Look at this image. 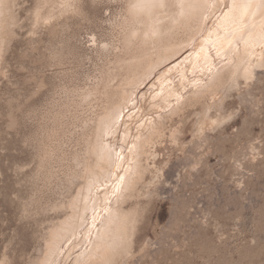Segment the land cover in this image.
I'll return each instance as SVG.
<instances>
[{"label":"bare ground","instance_id":"1","mask_svg":"<svg viewBox=\"0 0 264 264\" xmlns=\"http://www.w3.org/2000/svg\"><path fill=\"white\" fill-rule=\"evenodd\" d=\"M15 1L0 0V76ZM83 1L35 0L31 35L82 17ZM119 1L125 11L111 19L109 42L91 45L104 63L83 86L63 87L48 111L38 176L53 187L43 213L54 217L29 264L134 258L141 202L164 176L152 160L168 121L202 103L197 136L207 139L233 117L221 113L225 92L264 67V0ZM10 261L4 253L0 264Z\"/></svg>","mask_w":264,"mask_h":264},{"label":"rangeland","instance_id":"2","mask_svg":"<svg viewBox=\"0 0 264 264\" xmlns=\"http://www.w3.org/2000/svg\"><path fill=\"white\" fill-rule=\"evenodd\" d=\"M34 1L12 6L0 76V261L6 253L9 264L37 256L54 217L43 213L53 187L38 176L48 111L63 87L83 86L104 63L93 40L109 42L111 19L125 11L119 0H84L82 17L32 36ZM256 74L225 92L221 113L233 117L207 139L197 136L202 103L168 121L152 160L164 176L141 202L135 257L119 264H264V67Z\"/></svg>","mask_w":264,"mask_h":264}]
</instances>
